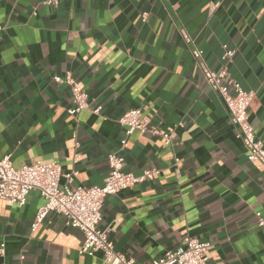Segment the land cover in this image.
Listing matches in <instances>:
<instances>
[{"label":"crops","instance_id":"crops-1","mask_svg":"<svg viewBox=\"0 0 264 264\" xmlns=\"http://www.w3.org/2000/svg\"><path fill=\"white\" fill-rule=\"evenodd\" d=\"M0 24V157L15 167L58 162L83 186L104 184L111 152L125 172L159 168L105 198L100 226L117 251L145 264L188 235L210 243L207 264H264V165L248 160L204 76L205 64L227 67L252 92L250 121L264 143V0H0ZM225 46L235 51L228 64ZM68 73L90 101L76 115L71 86L55 78ZM131 108L172 141L127 134L119 118ZM43 203L39 190L24 205L0 198V264H103L101 251L80 253L83 232L57 212L32 229Z\"/></svg>","mask_w":264,"mask_h":264},{"label":"built area","instance_id":"built-area-1","mask_svg":"<svg viewBox=\"0 0 264 264\" xmlns=\"http://www.w3.org/2000/svg\"><path fill=\"white\" fill-rule=\"evenodd\" d=\"M62 0H45V4L57 6ZM4 26L0 24V30ZM188 43L194 45L195 40L189 33L184 34ZM235 51L225 46L223 61L228 64L232 61ZM192 55L196 61L203 62L204 51L196 46L192 48ZM205 64V63H204ZM206 83L216 90L222 97L229 112L230 119L235 125L238 137L241 138L250 161L260 162L264 165V143L257 137L255 129L250 121L249 109L253 100L251 91L246 90L240 82L232 78L227 67L214 70L209 66L204 68ZM58 81L67 82L72 88V106L69 113L76 115L81 110L90 106L89 96L86 91L77 86L76 80L68 73L65 78L55 77ZM96 112L99 109L95 110ZM119 123L126 128L127 134L136 130L152 135L164 137L169 144L174 133L165 132L161 127L152 123L151 119L144 115L141 108H131L120 118ZM122 145L126 139L121 141ZM76 155V160L78 159ZM110 170L103 185L83 186L74 185L77 170L63 172L58 162L24 164L15 167L10 154L0 157V198L10 202L24 205L32 190H39L44 203L38 208L32 229L36 230L50 212L62 215L67 226L80 229L84 234V241L80 253L94 255L103 253V264H139L126 253L115 249L114 241L110 237V227L100 226L103 219V205L105 198L121 190L128 189L135 184L154 179L161 170L148 168L140 175L128 173L123 170L125 158L117 152L108 155ZM64 178V182L62 179ZM256 224L264 227V213H256ZM184 246L170 250L164 255L155 257L145 264H207L209 242L199 240L193 236L184 238ZM4 244L0 253L3 254ZM22 261L24 256H21Z\"/></svg>","mask_w":264,"mask_h":264}]
</instances>
